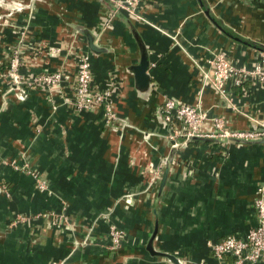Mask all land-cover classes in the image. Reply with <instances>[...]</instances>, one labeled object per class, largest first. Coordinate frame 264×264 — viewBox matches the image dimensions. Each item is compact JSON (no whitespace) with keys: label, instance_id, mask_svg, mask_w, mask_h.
I'll list each match as a JSON object with an SVG mask.
<instances>
[{"label":"crops","instance_id":"0c3cea01","mask_svg":"<svg viewBox=\"0 0 264 264\" xmlns=\"http://www.w3.org/2000/svg\"><path fill=\"white\" fill-rule=\"evenodd\" d=\"M201 1L242 42L219 31L198 0H140L144 22L105 0H35L32 9L0 20V264H171L146 250L155 222L156 251L180 264H219L209 243L243 237L256 225L264 138L202 139L171 151L160 136L166 126L156 107L166 97L199 104L229 129L264 124V83L231 86L229 105L202 77L217 52L236 65L260 62L250 44L264 45V0ZM76 29L88 31L104 50L91 51ZM136 33L150 62L144 95L128 70L139 58ZM14 47L26 74L61 68L70 78L57 89L29 87L19 100L3 76ZM52 48L59 51L50 54ZM79 51L90 57L92 85L111 89L116 111L131 127L106 126L100 111L79 112L69 103ZM145 131L155 135L147 139ZM154 167L159 175L147 190ZM125 193L132 195L130 204ZM107 211L109 218H101ZM111 223L125 234L116 249L108 248Z\"/></svg>","mask_w":264,"mask_h":264},{"label":"built area","instance_id":"2783aa9c","mask_svg":"<svg viewBox=\"0 0 264 264\" xmlns=\"http://www.w3.org/2000/svg\"><path fill=\"white\" fill-rule=\"evenodd\" d=\"M35 0H29L27 4L21 0H0V8L3 13L2 18L13 17L16 13L23 12L26 8L32 9ZM112 5L115 12H123L130 18L138 21L144 19L140 14V0H105ZM5 16V17H3ZM17 28V24H9ZM24 26V27H23ZM26 26L22 25L21 35L25 34ZM59 49H51L50 54ZM73 74V98L69 103L77 111H100L104 125L121 126L122 129L131 127L127 120L123 119L116 111V104L111 89L101 90L92 85V71L90 57L87 52L79 51L74 56ZM211 67L210 72L202 71L203 79L207 80L216 93L229 105L232 104L230 93L231 86H242L248 81H259L264 83V54H261L260 62L254 66L247 67L236 65L229 61L223 52H217L208 60ZM3 76L11 84V90L16 91V98L24 99L27 88L33 86H43L45 90L57 89L61 87L63 81L68 80L70 75L63 69H54L42 73L26 74L22 68L20 51L14 47L8 59V64L3 72ZM162 119L166 126L165 137L168 141H178L174 146L186 147L191 139H232V140H253L258 137L264 138V124L259 130L229 129L220 116L209 115L201 109L199 104L178 103L172 98L163 100L160 107ZM120 123V124H119ZM207 125H210L209 127ZM153 132H144L145 138L153 135ZM155 135V134H154ZM171 145V144H170ZM172 147V145H171ZM9 164L17 169L15 161ZM37 182L39 188H45L37 173L27 165L21 167ZM159 167H154L152 177L147 186L149 190L159 175ZM1 189V187H0ZM259 196L254 204L257 210V223L251 227L245 236L238 237L227 235L219 241L209 243L212 255L221 264H252L264 260V187H259ZM122 198L126 203H131L132 195L125 193ZM110 211L101 214V218L108 219ZM59 218H64L62 215ZM17 221H25L26 217L18 216ZM109 249L118 248L125 238L124 230L111 223L108 228ZM86 242V241H85Z\"/></svg>","mask_w":264,"mask_h":264},{"label":"water","instance_id":"95a60500","mask_svg":"<svg viewBox=\"0 0 264 264\" xmlns=\"http://www.w3.org/2000/svg\"><path fill=\"white\" fill-rule=\"evenodd\" d=\"M200 8L202 10V12L205 14V16L209 19V21L219 30L221 31L223 34H225L226 36H228L229 38L236 40V41H240L242 42V40L234 35H232L231 33H229L228 31H226L213 17V15L211 14L209 8L203 4V2L201 0H198ZM78 32L83 33L86 35L87 37V47L93 51V52H100L102 50H104L101 47H98L97 45L93 44V37L92 35H90L88 33V31L84 30V29H76ZM136 37V41H137V45H138V49H139V58L138 61L134 64H132L129 67V72L132 74L133 77V82L135 85V88L138 92V94L140 95H144L146 94L149 89H150V74L148 72V68L150 65L149 62V57H148V51L146 49V46L144 45V43L141 41L140 37L138 36V34L136 33L135 35ZM253 48H255L260 54H264V45H257L254 43L250 44ZM156 113L157 115L160 117V120L162 119V115H161V111H160V106L156 107ZM226 141L228 140H232V139H224ZM170 144L172 145L171 147V151H176L177 147L174 146L176 143H178V141H169ZM167 172L168 169L164 170V173L162 175L161 178V182H160V186H159V190L162 189L164 183H165V179L167 176ZM157 222H155L154 227H153V231L151 236L149 237V240L147 242L146 245V250L151 254V255H156V256H161L164 257L166 259H168L170 261L171 264H180L179 260L172 254L169 253H164V252H160V251H156L153 248V240L155 239L156 233H157Z\"/></svg>","mask_w":264,"mask_h":264},{"label":"trees","instance_id":"16d2710c","mask_svg":"<svg viewBox=\"0 0 264 264\" xmlns=\"http://www.w3.org/2000/svg\"><path fill=\"white\" fill-rule=\"evenodd\" d=\"M235 87H237V86H235ZM240 87V86H239ZM238 88V87H237ZM198 140L200 141V140H202V139H197V138H195V139H191L190 141H189V143H197L198 142ZM208 142H213L214 143V141H212V140H210V139H206ZM216 142V141H215ZM227 260H230V258H227ZM226 260V261H227ZM231 261V260H230Z\"/></svg>","mask_w":264,"mask_h":264},{"label":"rangeland","instance_id":"374dc122","mask_svg":"<svg viewBox=\"0 0 264 264\" xmlns=\"http://www.w3.org/2000/svg\"><path fill=\"white\" fill-rule=\"evenodd\" d=\"M160 136H161V137H164V136H165V134H162V133H161V134H160ZM219 264H221V263H220V261H219Z\"/></svg>","mask_w":264,"mask_h":264}]
</instances>
